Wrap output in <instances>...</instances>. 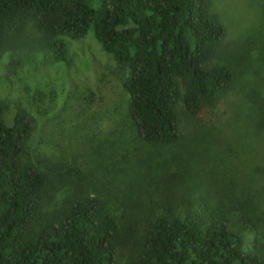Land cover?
I'll list each match as a JSON object with an SVG mask.
<instances>
[{"label":"trees","instance_id":"16d2710c","mask_svg":"<svg viewBox=\"0 0 264 264\" xmlns=\"http://www.w3.org/2000/svg\"><path fill=\"white\" fill-rule=\"evenodd\" d=\"M213 1L0 0V56L30 24L59 63L68 41L92 32L116 62L135 135L171 148L182 138L180 110L199 117L234 85L232 67L214 62L227 28ZM5 113L0 101V264H264L245 249L244 234L264 223L251 201L240 214L221 194L181 204L158 183L154 198L142 184L135 200L89 194L64 164L31 154L29 112L18 109L11 126Z\"/></svg>","mask_w":264,"mask_h":264},{"label":"rangeland","instance_id":"374dc122","mask_svg":"<svg viewBox=\"0 0 264 264\" xmlns=\"http://www.w3.org/2000/svg\"><path fill=\"white\" fill-rule=\"evenodd\" d=\"M212 13L227 28L214 62L232 67L234 85L199 117L180 110L176 146L156 148L135 135L116 62L92 32L68 41L67 60L59 63L35 24L0 56L7 125L18 109L29 112L36 122L31 154L64 164L89 194L135 200L142 184L154 198L167 184L181 204L221 194L233 212L251 201L264 218V0H214ZM244 238L246 250L264 256L263 222Z\"/></svg>","mask_w":264,"mask_h":264}]
</instances>
